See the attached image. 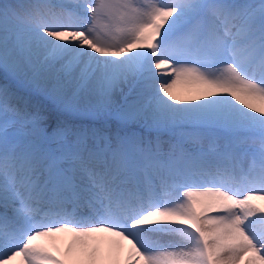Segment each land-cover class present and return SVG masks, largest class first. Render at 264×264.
I'll return each instance as SVG.
<instances>
[{
    "label": "snow or ice",
    "instance_id": "obj_1",
    "mask_svg": "<svg viewBox=\"0 0 264 264\" xmlns=\"http://www.w3.org/2000/svg\"><path fill=\"white\" fill-rule=\"evenodd\" d=\"M0 209V264H264V0H0Z\"/></svg>",
    "mask_w": 264,
    "mask_h": 264
},
{
    "label": "bare ground",
    "instance_id": "obj_2",
    "mask_svg": "<svg viewBox=\"0 0 264 264\" xmlns=\"http://www.w3.org/2000/svg\"><path fill=\"white\" fill-rule=\"evenodd\" d=\"M167 76V74H163L162 79H165ZM200 91V86L193 85L185 81H178L170 89L171 94L176 97L177 101L182 103L193 102V98L200 94Z\"/></svg>",
    "mask_w": 264,
    "mask_h": 264
}]
</instances>
